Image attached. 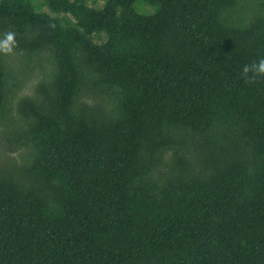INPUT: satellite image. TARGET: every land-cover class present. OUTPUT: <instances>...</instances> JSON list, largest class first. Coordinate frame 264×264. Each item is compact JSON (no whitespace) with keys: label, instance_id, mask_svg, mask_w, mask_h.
I'll return each instance as SVG.
<instances>
[{"label":"trees","instance_id":"obj_1","mask_svg":"<svg viewBox=\"0 0 264 264\" xmlns=\"http://www.w3.org/2000/svg\"><path fill=\"white\" fill-rule=\"evenodd\" d=\"M6 31L0 264H264V0H0Z\"/></svg>","mask_w":264,"mask_h":264},{"label":"clouds","instance_id":"obj_2","mask_svg":"<svg viewBox=\"0 0 264 264\" xmlns=\"http://www.w3.org/2000/svg\"><path fill=\"white\" fill-rule=\"evenodd\" d=\"M16 33L13 31H6L3 34V39H0V54L10 55L17 46ZM251 74V75H250ZM264 76V57L253 61L250 64H245L241 69V78L246 84H254L257 77Z\"/></svg>","mask_w":264,"mask_h":264},{"label":"rangeland","instance_id":"obj_3","mask_svg":"<svg viewBox=\"0 0 264 264\" xmlns=\"http://www.w3.org/2000/svg\"><path fill=\"white\" fill-rule=\"evenodd\" d=\"M29 88V87H28Z\"/></svg>","mask_w":264,"mask_h":264}]
</instances>
